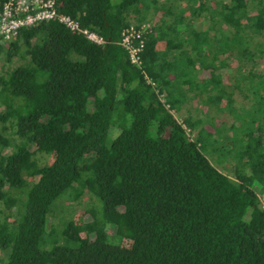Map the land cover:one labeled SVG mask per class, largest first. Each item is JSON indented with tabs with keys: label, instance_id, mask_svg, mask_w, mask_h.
Segmentation results:
<instances>
[{
	"label": "trees",
	"instance_id": "obj_1",
	"mask_svg": "<svg viewBox=\"0 0 264 264\" xmlns=\"http://www.w3.org/2000/svg\"><path fill=\"white\" fill-rule=\"evenodd\" d=\"M162 7L55 0L105 41L52 18L0 44L3 64L21 59L0 73V264H264V0ZM143 21L137 66L118 40ZM240 86L248 106L237 108L229 91ZM187 90L231 124L190 135L203 118L173 112ZM212 152L233 160L231 175ZM82 188L100 209L47 228L57 198Z\"/></svg>",
	"mask_w": 264,
	"mask_h": 264
},
{
	"label": "rangeland",
	"instance_id": "obj_2",
	"mask_svg": "<svg viewBox=\"0 0 264 264\" xmlns=\"http://www.w3.org/2000/svg\"><path fill=\"white\" fill-rule=\"evenodd\" d=\"M169 1H172V0H157V3L160 5V7H162V5H165L166 2H169ZM181 1L182 0H173V3L180 4ZM254 38H258V36H254ZM232 58H233V54L231 55L229 54L228 56L226 55L225 61L230 63ZM257 58H258L257 69L259 70L264 69V57L257 56L256 59ZM18 62H21V59L17 60V58L12 57L11 62L3 64V57L0 56V73L2 72V69L8 68L10 66H14ZM243 69L246 71L247 67H244ZM239 84L242 85L243 82L240 81ZM229 92H230V97L232 98V104L235 105L237 108L239 106H244V107L248 106L249 93L243 86H240L239 90H237L236 88H233ZM190 94H192L191 90H190ZM202 96L203 94L200 96V98ZM188 101L189 100L186 98L185 104L181 106L177 111L173 110V112L176 116V119L179 121H181L182 118L188 114L194 117L193 119L195 121L198 120L197 118L198 116L203 118L201 122L199 121L196 122L195 128H193V131L190 133V135H193L196 129L201 125L210 126L211 128H213V126L215 125L218 126L221 123H224L226 126H229L231 124L230 117H228L226 114H224L220 110H217L215 106L208 107L207 102L202 104V102L198 100L190 101L189 103ZM108 136L112 138V135L110 133L108 134ZM11 141L12 142L18 141L17 137L14 134H11ZM32 148L33 147L31 146V149ZM6 151H8V148H2L3 153H6ZM33 157L36 159L38 164H44L47 162V159H48L44 153H40V152L33 153ZM209 158L214 163V165H216L220 170L228 173L229 175L232 174V169H233L232 159H230L229 157H223L222 160L221 159L218 160L217 154L214 152L209 154ZM73 191L74 193H78L77 192L78 190H73ZM62 195H61L62 197L59 196L57 198L54 204L53 210L47 215V228L49 224L51 227L53 226L55 229L59 230L62 226V222L66 219H72V218L78 219L80 217L82 220L87 221L90 219V215L89 213H87V209L93 208L96 211H97V208L100 209V201L94 195H92L88 190L84 188L81 189L80 194L76 198L72 197V193L69 195H64L63 193ZM22 196L23 195L21 193L18 195V197L20 198ZM262 197H264V195L259 196L260 200ZM12 210H15V207H12ZM109 225H110L109 223L105 224L106 226L105 229L108 235L110 236V238H113L111 237L112 234L114 233L113 227ZM59 237H58L59 241H62V242L65 241L64 237H62L61 235ZM45 240L48 241V243L50 244L54 240H57V237L49 234L46 236Z\"/></svg>",
	"mask_w": 264,
	"mask_h": 264
},
{
	"label": "built area",
	"instance_id": "obj_3",
	"mask_svg": "<svg viewBox=\"0 0 264 264\" xmlns=\"http://www.w3.org/2000/svg\"><path fill=\"white\" fill-rule=\"evenodd\" d=\"M52 18L70 30L76 29L83 32L94 43L102 44L105 41L103 36L95 29L80 26L79 20L74 16L68 13L56 12L55 0H2L0 9V44L10 40L20 28ZM149 26L150 23L148 21H143L139 24L129 23L120 30L118 43L126 51L129 61L137 66L142 64L143 34L148 31ZM146 79L152 82L147 76ZM261 205L264 207V197L261 198Z\"/></svg>",
	"mask_w": 264,
	"mask_h": 264
},
{
	"label": "crops",
	"instance_id": "obj_4",
	"mask_svg": "<svg viewBox=\"0 0 264 264\" xmlns=\"http://www.w3.org/2000/svg\"><path fill=\"white\" fill-rule=\"evenodd\" d=\"M169 21H170L169 17H167L166 20L164 19V23H168ZM160 45H161V44H159V46H160ZM173 53H174V51H172V54H173ZM186 98L189 100L188 103H189L190 101H194V100H195L194 97H193V95L190 94V90H187V95L185 96L183 102L181 103V106H183V105L185 104V99H186Z\"/></svg>",
	"mask_w": 264,
	"mask_h": 264
}]
</instances>
